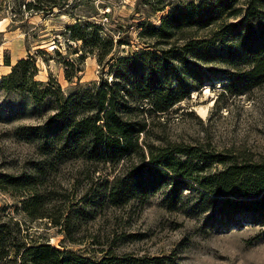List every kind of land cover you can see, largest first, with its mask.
I'll return each mask as SVG.
<instances>
[{
    "label": "rangeland",
    "instance_id": "rangeland-1",
    "mask_svg": "<svg viewBox=\"0 0 264 264\" xmlns=\"http://www.w3.org/2000/svg\"><path fill=\"white\" fill-rule=\"evenodd\" d=\"M198 1L0 0V181L5 174L28 171L40 156V144L30 138L27 125L45 121L71 93L98 88L105 81L131 116L145 122L147 133L142 136L147 142L201 146L237 159L264 160V78L245 90L225 89L226 79L215 74L226 67H248L244 59H235L237 48L225 63L209 28L175 29L161 37L149 29L159 26L170 10ZM186 36L209 40L185 57L189 66L211 74L200 85L183 72L177 58H133L143 49L159 53L161 47L176 54ZM21 58H29L36 68L23 65L8 76ZM177 74L188 93L169 100L164 110L155 109L154 91L162 89L163 106L168 96H176ZM126 165L119 162L114 173ZM220 167L213 163L204 169ZM107 171L81 159L58 165L50 183L51 212L63 210L65 215L85 206L83 214L72 212L69 222L58 225L47 217L29 216L23 202L26 191L0 187V224L10 239L26 236L27 244L47 242L92 259L111 250L128 256L169 255L183 264H264V219L259 214L208 220L209 211L195 209L194 185L183 190L175 208L164 202L166 188L114 206L101 196L113 174ZM87 196L93 201L84 205ZM7 259H13L12 252L0 254V264Z\"/></svg>",
    "mask_w": 264,
    "mask_h": 264
},
{
    "label": "trees",
    "instance_id": "trees-1",
    "mask_svg": "<svg viewBox=\"0 0 264 264\" xmlns=\"http://www.w3.org/2000/svg\"><path fill=\"white\" fill-rule=\"evenodd\" d=\"M188 27L209 28L212 39L220 43L225 63L237 48L239 52L235 59H244L248 64L242 70L222 68L220 74L214 75L226 79L225 89L234 92L245 90L264 78V0L190 2L170 10L161 18L159 26L151 24L149 29L161 37L175 29ZM208 41L186 36L176 54L170 47H161L159 53L143 49L133 58L143 59L141 55L145 56L143 60L150 57L155 61L177 58L183 72L200 85L210 79L211 74H204L196 65L189 66L185 57L188 53L192 55L189 49L198 44L206 45ZM147 46L151 45L148 43ZM23 65L36 68L32 60L21 58L12 65L8 76L17 74ZM208 71L214 73L212 68ZM176 81L174 88L178 92L174 98L168 96L164 106L160 105L162 89L153 92L155 109L164 110L169 100L175 101L188 93L183 77L177 74ZM120 99L114 86L105 81L98 88L71 93L45 121L27 125L25 128L32 131L30 138H37L40 144V156L30 163L28 171L5 174L0 187L26 191L27 197L23 202L30 217H47L54 225L69 222L70 214H83L85 206L74 207L65 215L63 210L51 212L50 194L53 190L50 183L59 164L81 159L108 168L106 174L113 172L111 178L105 180L101 196L114 206H122L132 198L144 199L166 188L164 202L167 207L175 208L183 190L194 185L197 189L195 209L198 212L209 211L208 220L221 222L242 212L257 213L264 219V160L237 159L201 146L147 142L142 136L147 133L145 122L131 116L128 106L121 104ZM121 161H126L127 165L114 173L115 166ZM213 163L221 167L215 171L204 169ZM85 198L84 205L93 201L92 196ZM65 229L70 236L69 226ZM9 235L5 224H0V254L13 253V259H7L3 264H183L169 255L128 256L111 250L92 259L47 242L27 244L26 236L13 235L10 239Z\"/></svg>",
    "mask_w": 264,
    "mask_h": 264
},
{
    "label": "bare ground",
    "instance_id": "bare-ground-1",
    "mask_svg": "<svg viewBox=\"0 0 264 264\" xmlns=\"http://www.w3.org/2000/svg\"><path fill=\"white\" fill-rule=\"evenodd\" d=\"M204 110H205V108L200 107V112H201V114L204 113Z\"/></svg>",
    "mask_w": 264,
    "mask_h": 264
}]
</instances>
